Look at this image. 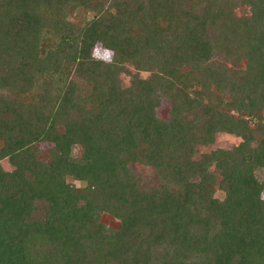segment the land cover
<instances>
[{
	"label": "trees",
	"instance_id": "trees-1",
	"mask_svg": "<svg viewBox=\"0 0 264 264\" xmlns=\"http://www.w3.org/2000/svg\"><path fill=\"white\" fill-rule=\"evenodd\" d=\"M260 168L264 0H0V264H264Z\"/></svg>",
	"mask_w": 264,
	"mask_h": 264
},
{
	"label": "rangeland",
	"instance_id": "rangeland-1",
	"mask_svg": "<svg viewBox=\"0 0 264 264\" xmlns=\"http://www.w3.org/2000/svg\"><path fill=\"white\" fill-rule=\"evenodd\" d=\"M248 9L249 8H247L245 6H239L237 8L236 12L238 15L245 14V13H248ZM76 13L84 14L85 12H84V9H78V10H76ZM94 55L98 58H106V59L111 58V52L109 50H105V48L101 47L100 45L95 47ZM141 74L147 75L144 72ZM120 78L122 79V81L125 84H127V85L130 84L129 83L130 82V75L129 74H121ZM170 108H171L170 101L168 99H165V101L163 102L161 107L158 109L159 116L163 119H167L169 117ZM239 142H240V138L238 136H235V135L229 134V133H219V134H217L216 141L213 144H200V150L205 151V150H213V149H218V148H231ZM46 146H47V144L41 145V147L43 149H45ZM75 151H76L75 152L76 154L80 153V150H78V148L75 149ZM197 156H200V153H198ZM2 164L6 169L11 168V166L7 160H3ZM136 170L139 174H141L144 177V181H148L147 177H150L148 168L138 167V169H136ZM255 174L258 177L259 181L264 183V168L257 169ZM73 184L77 187L85 186L84 182H80L77 180H73ZM147 184H152V181H148ZM216 195L219 197H224L225 193L221 190H217ZM263 195H264V193H263ZM102 220L108 226L118 227L120 225V221L107 212H104L102 214Z\"/></svg>",
	"mask_w": 264,
	"mask_h": 264
}]
</instances>
